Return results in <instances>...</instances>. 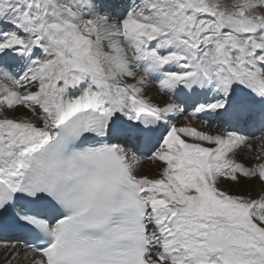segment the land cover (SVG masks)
I'll return each instance as SVG.
<instances>
[{
	"label": "snow or ice",
	"instance_id": "6c2138e0",
	"mask_svg": "<svg viewBox=\"0 0 264 264\" xmlns=\"http://www.w3.org/2000/svg\"><path fill=\"white\" fill-rule=\"evenodd\" d=\"M0 264H264V0H0Z\"/></svg>",
	"mask_w": 264,
	"mask_h": 264
},
{
	"label": "rangeland",
	"instance_id": "374dc122",
	"mask_svg": "<svg viewBox=\"0 0 264 264\" xmlns=\"http://www.w3.org/2000/svg\"><path fill=\"white\" fill-rule=\"evenodd\" d=\"M225 1H227V2H225ZM223 2H225V3H231L232 0H223Z\"/></svg>",
	"mask_w": 264,
	"mask_h": 264
},
{
	"label": "bare ground",
	"instance_id": "6f19581e",
	"mask_svg": "<svg viewBox=\"0 0 264 264\" xmlns=\"http://www.w3.org/2000/svg\"><path fill=\"white\" fill-rule=\"evenodd\" d=\"M225 2H227V1H225ZM250 131V130H249ZM255 146V145H254Z\"/></svg>",
	"mask_w": 264,
	"mask_h": 264
}]
</instances>
